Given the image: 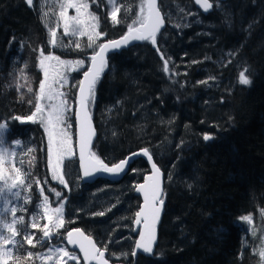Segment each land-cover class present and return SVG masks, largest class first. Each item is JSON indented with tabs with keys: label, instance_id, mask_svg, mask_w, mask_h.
<instances>
[{
	"label": "trees",
	"instance_id": "trees-1",
	"mask_svg": "<svg viewBox=\"0 0 264 264\" xmlns=\"http://www.w3.org/2000/svg\"><path fill=\"white\" fill-rule=\"evenodd\" d=\"M93 5L92 11L100 17L99 30L106 33L98 42L102 43L127 31L140 0H121V22L115 25L105 14L104 0ZM37 6V0L33 7L23 0H0V123L6 122V143L18 153L15 167L22 170L21 179L32 185L20 189L30 200L19 201L27 212L17 211L24 223L16 227L26 228L43 242L35 247L26 242L16 245L9 264H16V255L21 256L19 264H36L37 254L49 245L40 229L30 227L33 213L42 217L41 188L53 208L67 197L66 222L58 232L79 228L97 247L107 245L109 262L132 264L134 237L129 229L138 198L128 192L126 209L118 206L100 221L101 215L88 211L84 200V189L93 184L78 182L76 190L65 191L51 183L40 127L16 119L34 110L40 81L37 50L52 52ZM158 8L166 21L157 36L160 51L151 50L144 41L109 55L95 100L89 104L96 130L93 154L111 165L147 148L166 176L153 254L138 255L134 264H264L258 257L264 249V0L214 1L205 15L190 0H159ZM183 10L198 14L201 25L185 22ZM52 53L61 56L60 51ZM245 70L250 86L238 80ZM29 85L33 93L27 92ZM18 86L22 87L18 90ZM205 134L212 139L203 141ZM69 169L72 179L78 178L75 158ZM145 173V165L136 160L122 181L103 183L129 186ZM85 207L87 211L80 213ZM76 211V221L68 223L66 217ZM244 216L251 217V223L242 220ZM40 224L43 227V219ZM16 239L23 241V233ZM29 252L34 255L28 257Z\"/></svg>",
	"mask_w": 264,
	"mask_h": 264
},
{
	"label": "snow or ice",
	"instance_id": "snow-or-ice-1",
	"mask_svg": "<svg viewBox=\"0 0 264 264\" xmlns=\"http://www.w3.org/2000/svg\"><path fill=\"white\" fill-rule=\"evenodd\" d=\"M25 2L29 7L34 6V0H25ZM46 2H49V0H46ZM216 2L218 3L219 0H216ZM92 3L96 4L97 0H92ZM108 3L113 5L112 10L108 12V17L114 25L119 24L121 22L118 19L120 8L115 6V0H108ZM196 3L205 12L213 7L210 0H196ZM59 8L57 28L62 25L64 36L75 38L74 43L77 49L84 47L79 37L87 36L88 43L86 47L92 49L88 57L90 64L83 59L64 60L52 52L45 54L42 48L38 49L37 66L43 75V79L40 80L39 88L34 93L35 110L26 119L36 122L38 118L39 123L44 127L48 144V170L52 180L58 181L64 189L69 191L70 187L65 171L68 165L64 161L71 153L74 136L79 146L80 165L85 178H94V174L98 172L119 175L127 170V166L134 156L142 154L147 157L148 162L151 164L152 174L145 176L144 183L134 185L135 190L143 195L144 203L139 211L135 212L134 223L137 225L142 224V228L138 229L139 239L136 241L131 255L133 257L137 256L138 250L152 255L156 224L159 221L164 204L160 180L161 170L147 148L140 149L138 153H131L128 157L111 165L93 154L90 147L93 146V137L96 135V130L88 109L89 104L95 100L97 84L107 67L106 53L110 49L119 50L130 41H150L157 48V51H160L157 34L164 26V18L157 6V0H140L139 12L136 14V19L127 26V31L119 39L107 40L97 44V40L105 36L106 33L98 30L100 29V17L89 11L88 0H59ZM69 9H75L76 15L69 16ZM47 17L48 13L43 12L41 19L45 21V27L49 28L50 45L53 48L67 46L63 44L62 40L58 39L57 28L50 26ZM71 43H73V40L70 39L69 44ZM161 59L165 60L163 70L168 73L170 69L163 52H161ZM78 68L84 69L83 79L69 85L68 91H61L62 88L68 85L69 77L67 73L74 72ZM246 71L239 72L238 80L241 85L250 86L252 81L246 75ZM200 83H207V81ZM19 87L22 86H18V90ZM73 87L77 90L75 93L71 91ZM27 92L33 93L31 85L27 87ZM44 101L48 103L45 104ZM27 103L31 105L33 101L28 100ZM70 116L75 117L74 132L69 131L73 128ZM16 119L20 120L21 117H16ZM6 131V122L0 123V180H3V184H0V264H9V260L13 257V249L18 244L26 242L35 247L36 244L42 245L43 243L41 240L36 239L33 233H29L26 228L16 227L17 224L24 223V216L17 217V211L27 212V209L19 204V201L23 200L27 204L30 200L29 197L22 195L20 189L24 187L30 189L32 185L21 179L23 172L15 167V157L18 153L15 149L6 146ZM203 139L208 141L212 137L205 134ZM15 143L19 146L21 142L16 141ZM27 151L31 152L32 149L28 148ZM10 163L12 165L11 170L16 172L17 175L11 177L13 183L9 185L8 180L3 176V170ZM132 171L137 172L139 170L132 169ZM37 184H39V181H37ZM191 187L192 185L189 184V188ZM50 190L55 192L56 197L61 196L60 191ZM40 191L43 196V203L38 205V208L43 209V216L40 217L39 213H33L30 227L43 231L44 238L50 241L52 231L63 227L66 222L63 212L67 197H64L58 206L53 208L50 206L49 198L44 195L42 188ZM9 212L13 217L11 222L7 220ZM94 215H104V212H97ZM40 219L46 220L48 223L41 227ZM241 219L251 223V217L249 216L241 217ZM72 222L68 221V223ZM4 229L11 232V236H5ZM22 233L23 241L17 240L16 237ZM66 238L69 244L79 247V252L83 254L85 264H91L92 261H96V264H108V260L105 259L107 245H104L103 248L97 247V244L79 228L67 231ZM9 244L13 245V248H6V245ZM33 255L31 252L27 253L28 257ZM260 256L264 259V249L260 251ZM54 257L57 264H61V261L63 264H68V261L73 260L76 261V264H80L79 253L59 246L49 247L46 253H40L37 258L47 261L52 260ZM14 259L16 264H19L21 256L16 255Z\"/></svg>",
	"mask_w": 264,
	"mask_h": 264
},
{
	"label": "rangeland",
	"instance_id": "rangeland-1",
	"mask_svg": "<svg viewBox=\"0 0 264 264\" xmlns=\"http://www.w3.org/2000/svg\"><path fill=\"white\" fill-rule=\"evenodd\" d=\"M120 1L121 0H115V6L116 7L119 6V2ZM88 3H89V11L93 12L92 9H95V8H94V5L92 3V0H88ZM37 5L38 6L35 7L34 9H35V11L41 10V12L38 13L39 18L41 19L43 12H47L48 13L47 21L49 22L50 26L52 28H57V20H58V15L57 14L60 11L59 0H49V2H46V0H37ZM215 5H217V4L215 3ZM112 7H113V5L109 4L108 0H104V11H105V14L107 15V18L109 19L110 22H112V20L108 17V12L112 10ZM93 13H95V12H93ZM181 14H182V19L185 22H189L190 21V22H193L196 25H201V19L199 18L198 14H196L194 12H187L185 10H183ZM68 15L69 16L76 15L75 9H69L68 10ZM165 24H166V21H165ZM43 30L47 33V35H45V36L48 39V43H49V40H50L49 28L45 27V21H43ZM57 36H58V39L62 40L63 44L67 45V46H65V47H59L58 46L56 48H53L50 45V43H49L48 47H49V49L52 52L60 51L61 52V56H59V57L61 59H64V60H78V59L85 60V59H88V57L90 56V54L92 52V49L86 47V45L88 43L86 35L83 36V37H79V40H80L81 44L84 46L81 49H77L75 47V43H74L75 38L64 36L62 25L57 28ZM103 37H101L99 40H97V44H99L98 43L99 41L103 40ZM70 39L73 40V43H71V44H69V40ZM70 52H72L75 55H78L79 53H83V55L72 57L69 54ZM37 57H38V54H37ZM37 57H36V66H37ZM78 57H80V58H78ZM87 63H88V60H87ZM37 69H38V66H37ZM38 71L40 73V80H41V79H43V75H42V73H41V71L39 69H38ZM81 71H83V69H79L78 68L74 72L67 73V75L69 77L68 85H66L65 88H62L61 91H68V86L74 84L76 81L79 80L80 77H77V75L78 74L81 75L82 74ZM39 82H38L37 90L39 88ZM75 89L76 88L73 87L71 89V91L73 93H75ZM43 103L47 104L48 102L44 101ZM34 110H35V108H34ZM71 117H73V116H70V118ZM18 122H20V123H28L29 122V123L36 124V125H38V127H40V129L42 131V134H43V138H44L45 168H46V172H47L48 178H49L51 183H54V184H56V185H58V186L63 188V185H60L58 183V181H53L52 180L51 174H50V172L48 170L47 134L45 133L44 127L39 123V119L37 118L36 122H33V121H28L26 118H21L20 120H18ZM69 131L73 132L72 129H69ZM6 146L10 147L7 143H6ZM74 158H75V154H74V138H73V146H72V149H71V153L65 158V161H64L68 165V167L65 169V171L67 172L66 179L69 182L70 190L71 189L76 190L78 188V182H79L78 178H73L72 179V173H71V170L69 169L70 161L72 159H74ZM11 169H12V165L10 163L3 170V176H4L5 179L8 180V184L9 185L13 183L11 177L15 176L14 171H12ZM164 178L166 179L165 175H164ZM167 180L169 181L170 179H167ZM17 183H19V182L17 181ZM0 184H3V180H0ZM134 185L135 184H132V185H129V186L126 185V184H119V185L111 186V185H108V184L103 183V182H96L95 184H93V186L90 189H84V200H85V203L87 204V206H89L88 207V209H89L88 211H91V213L98 212V211L104 212V215H101L99 217L100 221H103L106 218L107 213H110L112 209L113 210H117L118 208H116V207H118V206H121L120 209H126V207L128 205V203L126 201L127 195H128V192L132 193V189H133ZM83 187H85V186H83ZM64 190L65 191H69L68 189H64ZM42 203H43V198H42L41 205H42ZM58 204L56 206H58ZM85 211H87L86 207L84 209H82L80 211V213H84ZM64 212H65V209H64ZM64 212H63V215H64ZM76 213H78V211L74 212L72 214V216L68 215L66 218L69 221L75 222L76 220L74 218L77 215ZM42 216H43V213H42ZM12 219H13V217H12L11 213L9 212L7 214V220L9 222H11ZM46 223H48V222L46 220H43V225L46 224ZM59 229L60 228L55 229V230L52 231L51 240L50 241L47 238H44L43 231H42V237L47 242H49V245L46 248H44L43 251L39 252L37 254V257H38V255L40 253H46V250L49 247L59 246V247H65L66 248V246L64 245V239H65L66 231H68L69 228L65 227V232L63 234L58 232ZM130 229H131V226H130ZM3 231H4V235L5 236H11V232H9L7 229H4ZM61 236L63 238H61ZM52 241H54V242H52ZM6 248H12V245L11 244L6 245ZM258 257L262 261L260 253L258 254ZM36 264H57V261H56L55 257L52 260H47V261L43 260V259H40V258H36ZM61 264H63L62 261H61ZM68 264H76V261H74V260L73 261H68Z\"/></svg>",
	"mask_w": 264,
	"mask_h": 264
},
{
	"label": "water",
	"instance_id": "water-1",
	"mask_svg": "<svg viewBox=\"0 0 264 264\" xmlns=\"http://www.w3.org/2000/svg\"><path fill=\"white\" fill-rule=\"evenodd\" d=\"M24 1V4L29 7L27 5V3ZM193 7L202 15H205L207 14L208 12H210V10L212 9H209L207 12H205L197 3H196V0H190ZM223 0H219V2H222ZM158 2L159 0H157V6H158ZM211 2V0H210ZM165 27V21H164V26L161 28L160 30V33L162 32V30L164 29ZM158 33L157 36L160 34ZM121 37V36H120ZM119 37V38H120ZM117 38V39H119ZM141 42H144V41H130L127 45H123L119 50H109L107 53H106V59L109 55L111 54H117L119 53L121 50H125L127 49L128 47H131L135 44H138V43H141ZM149 42V46L151 48V50L153 51H157V48L153 46V44ZM157 55H159V53H157ZM88 64H90V60H88ZM80 79H83V73L80 75ZM77 90H75L76 92ZM73 123H74V128H73V132L75 131V117L73 116ZM96 136V135H95ZM95 136L93 137V142H94V139H95ZM204 137V136H203ZM211 140V139H210ZM208 140V141H210ZM203 141H205L203 139ZM90 150H91V147H90ZM74 152H75V159H76V166H77V173H78V178H79V184L80 185H91L93 184L94 182L96 181H104V182H107V183H111V184H115V183H118L120 182L124 176L128 173L129 171V168L130 166L132 165V163L136 160H140L142 161V163L145 165L146 167V173L142 176L141 180L138 182V183H144V179H145V176L146 175H151L152 174V168H151V164L148 162V159L147 157L143 156L142 154H138L136 156H134L131 160V163L127 166V170L123 173H120L119 175H113V174H109V173H104V172H98V173H95L94 174V178H85L83 177V169L81 168V165H80V158H79V146H78V143H76V139H75V136H74ZM139 150L137 151H134V152H131V153H138ZM131 153L127 154L126 156L123 157L126 158L128 157ZM120 161V160H119ZM117 161V162H119ZM160 180H161V188L163 186V180H164V176H163V173L162 171H160ZM137 184V183H136ZM132 195L134 197H137L138 200H139V206L137 208L136 211H139L140 207L143 205L144 203V200H143V195L139 192H137L135 190V188L133 187L132 189ZM162 211H163V206H162V210H161V213H160V218H161V215H162ZM160 218H159V221H160ZM134 220H135V213L133 215V218H132V222H131V235L134 237V242H133V246H132V250L135 246V243L136 241L139 239V231L138 229H141L142 228V224L141 225H137L134 223ZM159 221L157 222L156 224V229H155V242L153 244V249L155 247V244H156V240H157V227H158V224H159ZM73 229H76V228H72V229H69L68 231L70 230H73ZM66 235H67V232H66ZM66 235H65V240H64V245L66 246L67 249H70V250H74L75 252L79 253V259H80V264H85L84 262V259H83V254L79 252V247L78 246H73L71 244L68 243L67 241V238H66ZM90 237V236H89ZM91 238V237H90ZM92 239V238H91ZM93 240V239H92ZM94 241V240H93ZM131 250V251H132ZM132 253V252H131ZM142 256V257H150L151 255L147 254V253H144L142 250H138V254L137 256ZM133 257L131 255V260H132V264H134V261L136 259V257ZM105 259H106V252H105ZM91 264H96V261H92ZM108 264H121V263H112V262H109L108 261Z\"/></svg>",
	"mask_w": 264,
	"mask_h": 264
},
{
	"label": "bare ground",
	"instance_id": "bare-ground-1",
	"mask_svg": "<svg viewBox=\"0 0 264 264\" xmlns=\"http://www.w3.org/2000/svg\"><path fill=\"white\" fill-rule=\"evenodd\" d=\"M93 122V121H92Z\"/></svg>",
	"mask_w": 264,
	"mask_h": 264
},
{
	"label": "flooded vegetation",
	"instance_id": "flooded-vegetation-1",
	"mask_svg": "<svg viewBox=\"0 0 264 264\" xmlns=\"http://www.w3.org/2000/svg\"><path fill=\"white\" fill-rule=\"evenodd\" d=\"M224 1V0H223Z\"/></svg>",
	"mask_w": 264,
	"mask_h": 264
}]
</instances>
